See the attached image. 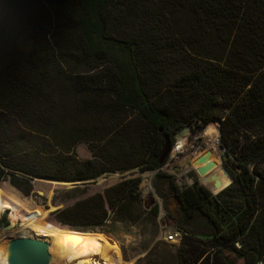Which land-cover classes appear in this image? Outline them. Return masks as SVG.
Instances as JSON below:
<instances>
[{
  "label": "trees",
  "instance_id": "obj_1",
  "mask_svg": "<svg viewBox=\"0 0 264 264\" xmlns=\"http://www.w3.org/2000/svg\"><path fill=\"white\" fill-rule=\"evenodd\" d=\"M214 121L233 182L179 186L165 151ZM135 169L157 170L158 193L180 201L179 264L264 252V0H0V182L26 193L34 178L72 182L74 202L55 211L64 225L134 224L141 176L84 196L81 184Z\"/></svg>",
  "mask_w": 264,
  "mask_h": 264
},
{
  "label": "rangeland",
  "instance_id": "obj_2",
  "mask_svg": "<svg viewBox=\"0 0 264 264\" xmlns=\"http://www.w3.org/2000/svg\"><path fill=\"white\" fill-rule=\"evenodd\" d=\"M56 29L57 27L53 25L50 40L53 45L52 47L57 51L64 47L66 36L59 33V29H57L58 31ZM210 124H215L218 127L220 164L225 165L226 162L228 165H232L231 159L234 158L227 155L225 147L221 144L219 129L220 122L214 121L206 126H201L198 122L191 123L188 125L189 133L180 134L178 132L175 135L176 141L173 148L167 149L168 151L166 150L164 153L165 156H168L162 168L173 174L176 183L181 187L192 185L197 181L208 188H211L208 178L211 179L213 176H223L225 179L224 184L230 181V177L228 180L226 179L225 174L227 173L221 165L220 167L217 166L209 177L200 175L193 166L194 159L206 150L207 145L204 140L205 131L202 128L207 127ZM179 144L185 146V149L175 150ZM76 151L81 158H91L92 156L89 147L85 142L79 143L76 147ZM231 167L234 168L233 165ZM155 174V170L140 172L135 169L125 173L108 171L99 176L95 181L87 183L86 187L81 184V188L83 190L85 189L86 193L83 194L82 190L77 194L82 193L84 196L93 194L97 191H102L107 185L114 184L123 178L141 176V198L142 204L145 207V212L134 224L120 221H108L100 227L66 225L71 230L85 232V234L80 235L78 245L77 243H73L72 239L67 235L46 236L42 234L41 231H37L35 229L37 219H32L33 215L31 213L25 215L26 212L22 211L21 207H19V210L23 216H20L19 219L14 221L10 215L12 213V207L8 205L6 201L9 200V195L3 190L5 186L2 181L5 180L8 182L9 186L7 185V190H10V192H12V190H17L21 193H19V197L25 202L27 201L26 205L28 203L27 206L30 210H34L35 208L44 210L45 214L49 215V221L56 226L61 225L62 223L57 220L55 211L74 202V200L67 198L69 190L74 186L72 182H57L55 180L34 178L33 181H30L32 183V190L29 193H26L16 187L10 181V176H8L1 181L2 183L0 182V249L7 250L8 243L13 239L22 236L24 231H26L27 237L44 239L50 244V264H64L65 260L77 256L79 253L83 252L84 248L90 252L95 250L97 255L101 253L103 260L116 264H179L178 247L181 240H167L164 234V229H170L173 226L179 227L175 221L176 217L179 216V200L176 196L172 195L167 196V198L161 197L157 191V186L153 182ZM163 186L164 192L169 193L166 187V182H163ZM30 202H32V204ZM155 206H158L156 214L151 211ZM46 223L47 222L44 224ZM87 232H89L90 235H87ZM195 232L196 235H200L199 233H205L206 231L204 227L198 226L195 228ZM105 235L109 238L111 245L114 242L118 244V251H112L113 248L110 247L111 245L107 247V245L102 242L101 238ZM225 253L228 255L229 264H252V262L245 260V257L240 253H237L233 247L225 249ZM8 263L9 262L5 263L3 260H0V264Z\"/></svg>",
  "mask_w": 264,
  "mask_h": 264
},
{
  "label": "bare ground",
  "instance_id": "obj_3",
  "mask_svg": "<svg viewBox=\"0 0 264 264\" xmlns=\"http://www.w3.org/2000/svg\"><path fill=\"white\" fill-rule=\"evenodd\" d=\"M202 129H204V131H205V139L204 140L206 141L207 147H206V150L204 152L202 151L203 153H201L199 156L204 155L210 151L209 161H213L215 163L213 168L216 169L217 166L220 167V158H219L220 146H219V141H218V127L215 124H210L207 127H203ZM179 133L180 134L189 133V127L188 126L184 127L183 130L179 131ZM182 149H185V146H182V144H179L175 150H182ZM196 159H194V161H193V166L195 167V169H197L199 166L202 165V164H196ZM209 176L210 175H207V177H209ZM225 177L227 180L229 179V176L227 174H225ZM218 178L222 179L223 184L225 183V179L223 176H218ZM208 179L210 180V178H208ZM2 182H3V185L5 186V188L3 189L4 192H7L9 195V200H6V201H7L8 205H10L12 207V213L10 215L14 221L19 219L20 216H23L21 211L19 210V207H21L22 211L26 212L25 215H28L27 213H31L33 215L32 219H37V222H36L37 224L35 225V229L37 231H41V233L46 235V236L47 235H53V236L54 235L55 236L67 235L72 239L73 243H75V244L77 243V245H78V242L80 240V235L85 234V232H78L75 230H71L64 224L63 225L62 224L57 225V226L54 225L51 221H49V218H48L49 215L45 214L44 210L39 209V208H35L34 210H30L27 206L28 203L26 205L27 201L25 202L22 198L19 197V194L16 193L17 190L16 191L12 190V192H10V190H7L8 182H6L5 180ZM23 198H26V197H23ZM30 203L32 204V202H30ZM45 222H47V223L44 224ZM86 234L90 235L89 232H87ZM22 236H27V232L24 231V234ZM101 239H102V242L107 245V247H109L111 245V242L109 241V238L106 235L103 236V238H101ZM84 244H85V242H84ZM110 247L113 248L112 251H115V250L118 251V248H119V246L116 242H114ZM83 252L79 253L75 257H71L70 259L65 260L64 264H116V263H112V262L107 261V260H103L101 253H99V255H97V252L95 250H92L90 252L84 248ZM8 256H9L8 250L0 249V260H3V262L7 263L8 262ZM50 263H51V261H50ZM8 264H10V263H8Z\"/></svg>",
  "mask_w": 264,
  "mask_h": 264
},
{
  "label": "water",
  "instance_id": "obj_4",
  "mask_svg": "<svg viewBox=\"0 0 264 264\" xmlns=\"http://www.w3.org/2000/svg\"><path fill=\"white\" fill-rule=\"evenodd\" d=\"M219 129H220V124H219ZM209 156H210V151L204 155L199 156L196 159V164H202L196 169V171L200 175L207 176L213 173L214 170L213 166L215 165V163L213 161H209ZM221 167L230 177V181H228L227 184H223L221 178L213 176L208 182L211 185V188L209 187L210 190L215 194L219 193L224 188L229 186L234 180L232 174L229 172L227 167L225 165H221ZM108 186L110 185H107L106 187ZM49 246L50 244L44 239L32 238L27 236L17 237L8 243L7 246V250L9 251L8 262L10 264H50L51 255L49 252ZM258 255L259 254H257L254 264H256Z\"/></svg>",
  "mask_w": 264,
  "mask_h": 264
},
{
  "label": "built area",
  "instance_id": "obj_5",
  "mask_svg": "<svg viewBox=\"0 0 264 264\" xmlns=\"http://www.w3.org/2000/svg\"><path fill=\"white\" fill-rule=\"evenodd\" d=\"M155 171L157 172V170H155ZM164 234H165V237L167 240L172 239L175 241V240L180 239L182 241L186 232L177 226H173L170 229L169 228L164 229ZM236 245L238 247H240L241 243L239 241H237ZM256 264H264V252L258 255V259L256 260Z\"/></svg>",
  "mask_w": 264,
  "mask_h": 264
},
{
  "label": "crops",
  "instance_id": "obj_6",
  "mask_svg": "<svg viewBox=\"0 0 264 264\" xmlns=\"http://www.w3.org/2000/svg\"><path fill=\"white\" fill-rule=\"evenodd\" d=\"M31 181H33V179L31 180ZM16 191V190H15ZM16 193H18L19 194V192L18 191H16ZM21 194V193H20Z\"/></svg>",
  "mask_w": 264,
  "mask_h": 264
}]
</instances>
